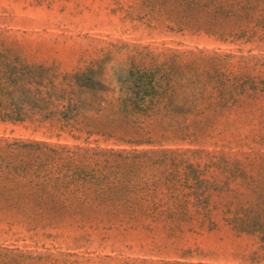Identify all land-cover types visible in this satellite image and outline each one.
I'll return each mask as SVG.
<instances>
[{"label":"rangeland","instance_id":"1","mask_svg":"<svg viewBox=\"0 0 264 264\" xmlns=\"http://www.w3.org/2000/svg\"><path fill=\"white\" fill-rule=\"evenodd\" d=\"M0 264H264V0H0Z\"/></svg>","mask_w":264,"mask_h":264},{"label":"trees","instance_id":"2","mask_svg":"<svg viewBox=\"0 0 264 264\" xmlns=\"http://www.w3.org/2000/svg\"><path fill=\"white\" fill-rule=\"evenodd\" d=\"M144 78L145 77H143L140 80H137L136 81L138 83V84H136V91H137L136 93L137 94L140 93L141 91H147L149 89L147 87L146 83H145L147 81V79H144ZM136 99H137V101H139V99L137 98V96H136ZM153 100H154V98L148 99V101L146 102V104L152 103ZM143 101H144V99L141 98V101L140 102H143Z\"/></svg>","mask_w":264,"mask_h":264}]
</instances>
